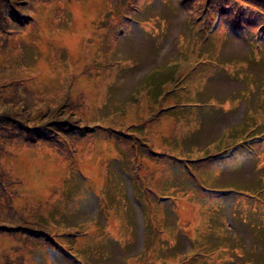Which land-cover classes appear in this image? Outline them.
Instances as JSON below:
<instances>
[{"label":"rangeland","instance_id":"rangeland-1","mask_svg":"<svg viewBox=\"0 0 264 264\" xmlns=\"http://www.w3.org/2000/svg\"><path fill=\"white\" fill-rule=\"evenodd\" d=\"M117 1L0 0L1 136L45 131L0 157L13 206L0 191V264H264V219L250 212L188 251L204 208L218 231L223 208H264L248 193L221 194L264 189V128L233 139L259 99L264 61L251 35L264 34L214 22L213 0ZM243 1L264 8L224 7ZM188 21L208 29L205 46ZM215 41L245 77L213 66ZM152 197L165 201L144 206ZM145 208H160L150 220L167 218L154 249L149 227L142 249Z\"/></svg>","mask_w":264,"mask_h":264},{"label":"trees","instance_id":"trees-1","mask_svg":"<svg viewBox=\"0 0 264 264\" xmlns=\"http://www.w3.org/2000/svg\"><path fill=\"white\" fill-rule=\"evenodd\" d=\"M122 1L124 3L126 2L125 0H118L116 2V4H115V8L118 7L120 4H122ZM165 1L167 3L169 0H165ZM234 1L241 2V0H234ZM259 1H261V3H264V0H259ZM226 2H227V0H213L212 4H217L216 8L212 12V17L214 18V22H217L219 19H222L221 21L226 26H228L229 29H230V32H233V33H235L238 30H246V29L257 28L256 33L258 35L264 34V8L262 6H260L259 3L253 2V1H250V2L243 1V3L245 4L244 6L243 5L241 7L240 6H235V7L232 6L231 9L229 11H227L226 8L224 7ZM179 5L182 7L183 6V1L179 2ZM143 8L141 9L140 14H143L142 13L143 12ZM23 14L24 15L27 14V15L23 19L20 18V20H19L20 22L18 24V26H20V28L25 26L30 20V16H29L28 13L23 12ZM226 16H229L230 19H226L225 18ZM232 19H234L233 23H232ZM123 20L126 21V22L123 21L124 23H129L130 22V20L128 18H126V17H123ZM162 20H163V23H166L165 19H162ZM188 22L191 25L190 29H191V32L193 33L194 36L195 35H198V36L203 35V36H201L202 39L204 37V39L199 43V47L200 46H202V47L205 46V44L207 43V41L209 39V34H208L209 31H208V29L203 27V26H200L195 21H188ZM130 23H131V25L133 24V22H130ZM120 30H122V28ZM251 37L254 38L253 40L256 42L255 37H253L252 35H251ZM197 41H198V38L196 37V40H194L193 45ZM219 46L221 47L220 43L218 41H215L214 44H213V47H212V49H211V51L209 53V60H214L215 62H217L218 63L217 66H220L222 70H224L227 74L232 75L233 77H236V78H241L242 76L245 77V73H244L243 70H241V67L240 68H236L234 65H232L233 62H226V63L223 62L222 59H221V56H222L221 53L214 54V49L216 47H219ZM263 46H264V44L262 46L258 47V49L261 51L262 60L264 61ZM229 69H232V72L229 71ZM236 69H238L239 71H237ZM2 71L4 73L9 72L7 70V68H5V67H4V69ZM162 74H158V76H162ZM172 75H173V73L171 74L170 79L172 78ZM174 80L176 81L175 76H174ZM157 82H161V78H158ZM146 85L154 86V83L153 82H149ZM154 90H155V87H154ZM182 91L184 92L183 89H182ZM255 105L256 106H255L254 109L248 108V110H249V113L247 114L248 115V119H247V121L246 120L242 121V123L240 124V131H239L240 133L235 134V136H237L239 134H242V135L239 138L233 137V139L240 140L243 137H245L246 135L255 136V135L261 133V128L262 127L264 128V81H263V84H262L261 89L259 91V99L256 101ZM64 106L65 105L60 106V108H63V110L61 111L62 113L64 111ZM58 113H60V110H58L56 112V114L58 116H60V118H61L63 115H60ZM41 117H45V113L44 112L41 114ZM51 122H48L47 124L49 125ZM64 123H66V122H64ZM54 125H57V124H55V122H54ZM58 126L61 127L60 124H58ZM89 129H91V128H89ZM10 130H12V129H10ZM12 131H14V133H15L14 134L15 137L12 138V143L8 142L6 140H3L4 138H2L1 133H0V139H1V141H0V157L4 156L5 154H9L10 153V148L9 147L12 146V145H15V143H20V141H22L24 138L27 139V140H30L33 137H36V136H39V135L41 136V135H43L42 133L45 132L44 130H42V128H39V131H37L36 129L33 130V131H30L28 129L23 131L22 128H17L16 130H12ZM55 133H50L51 137H54L56 135ZM47 134L48 133H46L44 136H46ZM18 136H20V137L18 138ZM263 136H264V134H263ZM258 137L264 139V137H262V136H258ZM8 148H9V150L7 152ZM1 167L2 166H0V168ZM187 171L190 174L189 169H187ZM6 181H7V179H3L2 175H1V172H0V191L3 190L6 193V199H7L6 206L8 208H13V206L11 204L12 202L9 200V197H8V193H7L8 192V190H7V185L8 184H7ZM208 186L209 187H207V188L216 187V186H212V185H208ZM206 190H208V189H206ZM263 190L264 189L262 187L260 189H253L252 191L251 190H248V191H250L253 194H256L261 200H264V197L262 196ZM208 191H211L212 193H218V192H215V191H212V190H208ZM104 193H105V191H104ZM143 196H145V195H143ZM139 200H141V199H139ZM151 200H152L154 205H155V203L160 201V199H157V198L153 199V197L151 198ZM146 201L148 202L147 198H146ZM150 204L151 203L144 204V206L145 205L151 206ZM145 209H146L145 213H144V211L142 212L143 213V220H145V214L149 213L151 208H149V209L145 208ZM152 209L153 210L151 211V213H154V212H157V210L159 208H152ZM179 209L180 208H169V211L170 210H179ZM36 234L38 236L42 235V231L40 230V231L36 232ZM55 253H58V252L55 251ZM50 254H53V253H50ZM40 258L45 260V253L42 254V257H40Z\"/></svg>","mask_w":264,"mask_h":264},{"label":"bare ground","instance_id":"bare-ground-1","mask_svg":"<svg viewBox=\"0 0 264 264\" xmlns=\"http://www.w3.org/2000/svg\"><path fill=\"white\" fill-rule=\"evenodd\" d=\"M149 26V25H148ZM150 27V26H149ZM149 29V28H148Z\"/></svg>","mask_w":264,"mask_h":264}]
</instances>
